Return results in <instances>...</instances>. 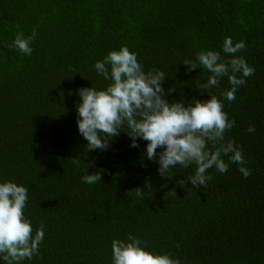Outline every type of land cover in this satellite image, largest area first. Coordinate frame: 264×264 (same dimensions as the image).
I'll list each match as a JSON object with an SVG mask.
<instances>
[{
    "label": "trees",
    "instance_id": "obj_1",
    "mask_svg": "<svg viewBox=\"0 0 264 264\" xmlns=\"http://www.w3.org/2000/svg\"><path fill=\"white\" fill-rule=\"evenodd\" d=\"M33 29L31 55L8 46L17 32ZM226 37L245 43L236 55L255 70L231 102L221 95L231 89L227 76L199 90L211 73L183 63H198L201 50L230 59ZM122 46L146 73H165L169 101L218 97L235 120L223 142L235 141L250 176L229 153L222 156L228 171L207 170L213 179L206 186L187 181L195 165H177L171 180L162 178L158 162L147 159L148 142L132 147L125 131L107 150L88 152L77 124L78 89L106 88L110 81L94 65ZM100 173L96 183L82 180ZM6 181L28 188L25 218L33 235L41 227L45 234L39 255L21 264H113L112 241L129 234L180 264H264V0H0V183Z\"/></svg>",
    "mask_w": 264,
    "mask_h": 264
},
{
    "label": "clouds",
    "instance_id": "obj_2",
    "mask_svg": "<svg viewBox=\"0 0 264 264\" xmlns=\"http://www.w3.org/2000/svg\"><path fill=\"white\" fill-rule=\"evenodd\" d=\"M36 37L35 29L29 36L17 32L8 46L31 55L30 43ZM245 47L243 41L233 44L232 38L226 37L222 48L225 54H231L230 59H223L219 51L201 50L196 53L198 63L187 59L183 63L188 66V71L202 66L211 73L206 84L197 85L199 90L218 86L221 78L227 76L231 89L221 95L231 102L235 100L237 88L246 84L245 78L254 75V68L242 56L236 55ZM94 67L104 80L110 82L99 90L93 85L78 89L77 124L80 135L87 141L88 152L107 150L110 141L125 131L132 140V147H139L138 140L148 142L147 159L158 162L162 178L171 180L175 174L172 169L177 165L185 170L195 165L187 181L194 188L206 186L213 179L206 175L207 170L215 167L220 173L228 171L229 165L222 156L229 153L232 154L229 161L240 165L242 175L245 178L251 175L235 141L223 142L225 132L235 125V120L228 119L223 103L216 95L203 101L196 98L194 104L169 101L163 87L165 73L159 69L146 73L137 55L127 46L110 51L103 60L96 61ZM237 73L241 75L237 76ZM172 90L168 89V92ZM248 131L254 132L255 127L249 126ZM158 148L163 150L157 153ZM72 162L80 163L76 157ZM82 180L93 184L102 180V176L101 173L86 174ZM178 183L181 187L186 186L184 180ZM146 185L151 187L150 180ZM142 190L135 188L137 197L142 195ZM27 199V187L12 181L0 183V258L6 264H21L25 259L39 255V245L45 234L41 227L33 235L31 222L24 215ZM111 247L113 264H180L170 254H157L142 247L141 241L131 234L127 241L114 239Z\"/></svg>",
    "mask_w": 264,
    "mask_h": 264
}]
</instances>
